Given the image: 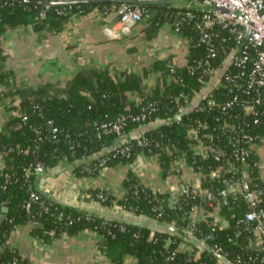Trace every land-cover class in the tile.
I'll use <instances>...</instances> for the list:
<instances>
[{"label": "trees", "instance_id": "1", "mask_svg": "<svg viewBox=\"0 0 264 264\" xmlns=\"http://www.w3.org/2000/svg\"><path fill=\"white\" fill-rule=\"evenodd\" d=\"M111 4L78 2L71 5H43L0 0V44L5 32L18 26L29 28L37 34L44 30L58 34L71 18L100 13ZM131 4L144 8L148 13L142 28L147 41L154 39L164 24L172 22L173 15L183 11L172 3H166L165 6L158 3ZM182 34L186 36L192 33L189 28H185ZM194 44L195 41L191 43L187 64L198 66L204 49ZM1 60L0 51V83L6 85L0 97L10 100L14 116L7 121L8 131L0 132V155L4 161L0 169V209L7 208L0 222V264H7L13 259L26 263L7 243V235L26 224L31 226V236L45 245H50L63 235L93 232L98 236V250L110 264H123L126 257L133 258L136 264H222L215 256L214 246L220 247L219 254L233 264H237L236 256L240 257L243 264H264V244L262 248L253 246L256 237L252 231L253 225H237L232 218L243 216L249 211V207L239 197L228 196L221 201L220 216L227 222L221 229L211 231L208 222L197 224L193 236L209 247L208 250H201L197 260L189 259L184 253H176L172 260H166L182 240L187 216L191 208L199 203L198 197L182 195L177 205L172 206L168 194L155 195L141 184L137 176L127 172L122 181L124 195L117 199L106 194V199L99 202L105 208L115 206L142 220L170 224L177 230L169 232L137 227L65 206L36 189V176H25L26 169L36 163L45 169L54 170L62 161L75 162L72 172L78 177H96L102 170L98 167L102 159L105 160V167L132 163L136 155L146 153V149L134 146L128 157L114 155V151L101 155L116 136L102 134L98 138L97 128L102 123L114 122L122 116L138 115L143 109L146 115L144 124L165 122L145 134L151 142V152L158 155L163 176H168L173 163L185 156L187 164L205 175L201 187L217 193L228 176L218 180L209 178V173L216 170L219 163L193 156L188 149L186 124L204 116L180 111L191 99L192 92L200 89L196 75H190L185 66L175 69L180 81L166 84L162 80L160 86L154 87L135 104L129 101V94L141 91L142 76L122 73L121 79L114 80L106 70L96 69L75 73L69 81L66 97L47 95L44 90H38L22 98L20 92L10 85L12 73L3 68ZM178 115L182 116L175 120ZM138 126L127 124L123 133ZM35 131H39V134ZM259 134L263 136V133ZM256 159V156H251V163ZM250 166V185L264 188L257 167ZM31 192L37 195L36 201L30 199ZM98 192H90L95 200ZM256 211L262 214L264 203H260Z\"/></svg>", "mask_w": 264, "mask_h": 264}, {"label": "built area", "instance_id": "2", "mask_svg": "<svg viewBox=\"0 0 264 264\" xmlns=\"http://www.w3.org/2000/svg\"><path fill=\"white\" fill-rule=\"evenodd\" d=\"M112 4L100 13L104 20L112 16L113 28L116 34H126L138 23L148 17L147 11L135 4ZM178 11L172 16L169 26L175 33L186 51L185 63L190 75H196L200 84L198 91H193L191 99L180 111L202 114V119H193L186 124L185 136L188 149L193 156L202 160L219 163L216 170L211 171L209 178L218 180L228 176L223 181V187L217 192L202 188L205 175L201 170H194L187 160L181 157L174 162L170 173L179 172L184 166L199 177L196 187L184 185L176 193L168 194L169 203L177 205L178 198L185 194L199 198L188 216L187 225L183 229L184 236L177 247L166 260H172L176 253H184L189 259L197 260L202 248L190 243L189 236L197 224L208 222L211 231L221 229L224 221L220 216L221 201L228 196L239 197L249 207L243 216H232L237 225L252 224L255 240L254 248H262L264 244V218L256 211L260 203H264V188L250 185V165L260 170L258 148L264 142V0H170ZM189 28L190 35L183 36V29ZM203 46L204 55L198 66L187 64V56L191 43ZM175 67L167 66L162 70L166 84L180 81L175 73ZM146 115L122 116L114 122L102 123L97 128V137L102 134H113L116 138L124 135L123 128L127 125L144 124ZM151 124V123H150ZM148 130L138 132L123 140L114 150V155L129 156L134 146L146 149L139 154L153 157L158 155L150 149V140L145 135ZM263 133L261 137L259 133ZM38 135L39 131H35ZM251 156L257 159L251 163ZM237 163V165H235ZM3 159L0 155V169ZM105 168V160L98 163ZM46 169L36 163L30 165L25 176H38ZM106 194L99 191L97 202H103ZM30 199L37 200V195L31 192ZM27 204L26 207H28ZM130 214V213H128ZM130 216L135 217L130 214ZM215 254L221 248L214 246ZM225 258L224 255L219 254ZM221 263V261L219 260ZM235 263L243 264L239 256ZM7 264H26L19 259H13Z\"/></svg>", "mask_w": 264, "mask_h": 264}, {"label": "crops", "instance_id": "3", "mask_svg": "<svg viewBox=\"0 0 264 264\" xmlns=\"http://www.w3.org/2000/svg\"><path fill=\"white\" fill-rule=\"evenodd\" d=\"M114 25L112 16L104 20L102 15L90 13L71 18L58 34L47 30L37 34L21 26L6 31L0 44L1 65L12 73L10 85L22 98L38 90L66 97L69 81L77 72L106 70L114 80L121 79L122 73H134L142 76V89L129 94V101L138 104L154 87L161 85L163 69L184 65L186 51L169 26L163 25L157 36L147 41L142 33L144 20L126 34H116ZM5 88L0 83V96ZM13 116L10 100L0 97L1 133L8 131L7 121ZM258 157L259 177L264 182V142L258 148ZM74 165L75 162L62 161L54 170L46 169L36 176V189L56 202L91 215L132 218L115 206L103 207L90 194L99 190L120 199L127 172L137 176L155 195L176 193L184 185L196 187L200 180L185 166L165 177L157 159L141 154L132 163L103 168L96 177L76 176L72 172ZM3 217L0 213V221ZM30 229L26 224L7 235L8 245L26 264H110L98 250V236L93 232L63 235L45 245L31 236ZM123 264L136 262L126 257Z\"/></svg>", "mask_w": 264, "mask_h": 264}, {"label": "water", "instance_id": "4", "mask_svg": "<svg viewBox=\"0 0 264 264\" xmlns=\"http://www.w3.org/2000/svg\"><path fill=\"white\" fill-rule=\"evenodd\" d=\"M15 1L43 4V5H53L56 3H63V4L71 5V4H75L78 2H84V3L117 2V3H136V4H140V5L141 4H147V3H158V4L165 6L166 2H168L170 0H15ZM186 112L187 111H184L183 113H186ZM181 116L182 115L176 116L175 120L180 119ZM175 120H172V121L174 122ZM163 124H165V122H157L154 124H147V125L137 127L135 129L129 131L128 133L116 138L109 147H107L106 149H104L102 151L101 155L113 152L121 144V142L128 137L133 136L134 134H136L138 132L155 129V128L163 125ZM6 212H7V208H2L0 211V213H2V214H5ZM96 216L104 217V218H114V219L119 220L121 222H125L127 224H131V225L137 226V227H148V228L158 229V230H163V231L177 232L176 228L170 224H165V223H160V222L149 223V222L142 220L140 218L136 219L137 217L136 218H134V217H132V218H120V217H113V216L106 215V214H97ZM262 217L264 218V212L262 213ZM1 221H3V218L1 219ZM223 224L227 225V222H224ZM184 235L185 234L182 233V236H184ZM212 236L213 235H211V237ZM4 238H6V235H4ZM188 238H189L190 243L192 245H194L196 247H200V248L205 249V250L209 249V247L207 246V244L204 241L199 240L194 236H189ZM215 256L218 260L221 261L222 264H233L219 254H215Z\"/></svg>", "mask_w": 264, "mask_h": 264}, {"label": "rangeland", "instance_id": "5", "mask_svg": "<svg viewBox=\"0 0 264 264\" xmlns=\"http://www.w3.org/2000/svg\"><path fill=\"white\" fill-rule=\"evenodd\" d=\"M189 171H190V172H193V171H191L190 169H189ZM193 173H194V172H193ZM134 218H136V217H134ZM136 219H138V217H137ZM145 221H147V220H145Z\"/></svg>", "mask_w": 264, "mask_h": 264}]
</instances>
